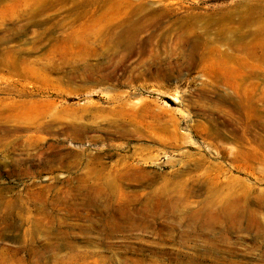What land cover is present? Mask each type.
<instances>
[{
	"label": "rangeland",
	"instance_id": "obj_1",
	"mask_svg": "<svg viewBox=\"0 0 264 264\" xmlns=\"http://www.w3.org/2000/svg\"><path fill=\"white\" fill-rule=\"evenodd\" d=\"M0 13V264H264V0Z\"/></svg>",
	"mask_w": 264,
	"mask_h": 264
},
{
	"label": "bare ground",
	"instance_id": "obj_2",
	"mask_svg": "<svg viewBox=\"0 0 264 264\" xmlns=\"http://www.w3.org/2000/svg\"><path fill=\"white\" fill-rule=\"evenodd\" d=\"M8 11H9V10H8ZM9 12H10V11H9ZM9 12H8V13H9ZM5 13H6V12H5ZM8 13H6V14H8ZM15 13H16V12H15ZM0 14H1V13H0ZM6 14H5V15H6ZM9 15H10V14H8V16H9ZM6 17H7V16H6ZM3 20H4V19H3ZM24 26H25V25H24ZM18 28H19V27H17V29H18ZM11 33H12V32H11ZM11 35H12V34H11ZM107 38H108V37H107ZM107 43H108V42H107ZM86 45H88V44H86ZM14 53H15V51H14ZM17 53H18V52H17ZM216 53H217V52H216ZM219 55H220V54H219ZM52 57H53V56H52ZM261 58H262V57H261ZM4 59H5V58H4ZM23 62H24V61H23ZM262 62H264V61H262ZM220 63H221V62H220ZM241 63H242V62H241ZM243 63H244V62H243ZM218 65H220V64H218ZM223 65H224V64H223ZM229 67H230V65H229ZM238 67H239V66H238ZM243 67H244V65H243ZM225 68H226V67H225ZM244 68H245V67H244ZM246 68H247V67H246ZM255 68H256V67H255ZM255 68H254V69H255ZM223 69H224V68H223ZM223 69H222V70H223ZM232 69H233V68H232ZM232 69H230V70H232ZM94 70H95V69H94ZM225 70H226V69H225ZM227 70H228V69H227ZM255 70H256V69H255ZM230 72H232V71H230ZM230 72H228V73H230ZM251 72H252V71H251ZM248 73L250 74V72H248ZM222 74H226V73H222ZM239 74H240V73H239ZM239 74H238V75H239ZM243 75H244V73H243ZM243 75H242V76H243ZM250 75H251V74H250ZM210 76H211V75H210ZM208 77H209V76H208ZM234 77H235V76H234ZM239 77H240V76H239ZM221 79H222V78H221ZM103 80H104V79H103ZM238 80H239V79H238ZM235 83H237V82H235ZM232 86H233V85H232ZM250 87H251V86H250ZM255 87H256V86H255ZM242 88H243V87H242ZM251 88H253V87H251ZM251 88H250V89H251ZM253 89H254V88H253ZM234 90H236V89H234ZM234 90H233V92H234ZM245 92H246V91H245ZM253 92H254V91H253ZM248 95H249V94H248ZM244 97H245V96H244ZM258 101H259V100H258ZM249 150H250V149H249ZM220 153H221V152H220ZM236 153H237V152H236ZM228 154H229V152H228ZM244 154H245V153H244ZM229 155H230V154H229ZM231 155H232V153H231ZM231 155H230V156H231ZM216 156H217V155H216ZM245 156H246V155H245ZM253 156H254V155H253ZM249 157H250V156H249ZM242 158H243V157H242ZM245 158H246V157H245ZM255 159H256V158H255ZM234 161H236V160H234ZM251 161H253V160H251ZM232 162H233V161H232ZM205 163H206V162H205ZM196 166H197V165H196ZM196 166H195V167H196ZM207 168H208V167H207ZM201 169H202V168H201ZM211 169H212V168H211ZM214 171H215V170H214ZM198 173H199V172H198ZM218 173H220V172H218ZM211 175H212V174H211ZM211 175H210V176H211ZM217 175H218V174H217ZM218 176H219V175H218ZM215 177H216V176H215ZM215 177H214V178H215ZM258 195H259V194H258ZM251 196H252V195H251ZM258 198H259V197H258ZM259 202H260V201H259ZM239 203H240V202H239ZM252 203H253V202H252ZM257 203H258V200H257ZM248 204H249V203H248ZM258 204H259V203H258ZM241 205H242V204H241ZM254 205H255V204H254ZM259 205H260V204H259ZM251 206H253V205H251ZM254 207H255V206H254ZM241 209H242V208H241ZM257 211H258V210H257ZM236 212H238V211H236ZM217 214H218V213H217ZM241 214H242V212H241ZM229 215H230V214H229ZM244 215L246 216V214H244ZM257 217H258V216H257ZM227 218H228V217H227ZM241 222H242V221H241ZM244 224H245V223H244ZM246 228H247V227H246ZM247 229H248V228H247ZM245 231H246V230H245Z\"/></svg>",
	"mask_w": 264,
	"mask_h": 264
}]
</instances>
